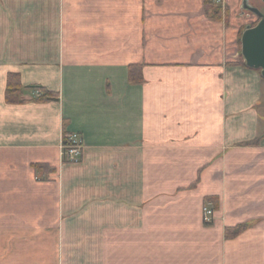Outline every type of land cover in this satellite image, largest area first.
Instances as JSON below:
<instances>
[{
    "label": "crops",
    "instance_id": "0c3cea01",
    "mask_svg": "<svg viewBox=\"0 0 264 264\" xmlns=\"http://www.w3.org/2000/svg\"><path fill=\"white\" fill-rule=\"evenodd\" d=\"M236 11V0H0V264H155L135 235L171 217L187 226L190 201L207 239L159 264H264V77L240 58ZM11 73L21 102L7 99ZM66 133L83 139L79 163L64 162ZM176 195L181 209L168 208ZM214 195L223 209L205 227ZM71 234L95 235L93 258L73 257Z\"/></svg>",
    "mask_w": 264,
    "mask_h": 264
},
{
    "label": "rangeland",
    "instance_id": "374dc122",
    "mask_svg": "<svg viewBox=\"0 0 264 264\" xmlns=\"http://www.w3.org/2000/svg\"><path fill=\"white\" fill-rule=\"evenodd\" d=\"M250 3L252 5L260 8L262 10V12H264V0H250ZM236 4H237V11L236 12H237L238 17L241 16V18L246 19L247 25L257 24L259 17L249 10H242V8H241L242 0H236ZM242 28L245 29L246 27L244 26ZM244 29H242V31L240 33V38H241V35H242V32L244 31ZM239 50H240V58L242 59V61H245L244 57L241 55V43H240ZM34 95H36V93H34ZM248 166L251 167V165H248ZM242 170H243V168L241 167V169L239 171L242 172ZM258 183L259 182H257L256 184H258ZM253 188H254V185H250V186H248L247 190L249 191L250 189L252 190ZM172 198H175V200H169V198H168L167 204L169 205V204L175 202L174 209L175 210L181 209V207H176L179 205V200H178L179 196L172 197ZM205 205H208L209 207L213 208V210H214V216L212 218L213 221L210 224L206 223L204 221V218H203V210H204ZM194 206H195L194 202L192 203L190 201L188 203L187 210L192 211V216L185 219V220H188L189 223L187 224V226L182 227L181 229L174 228V226H173L174 225L173 224L174 218L171 217V218H168L166 220V229L161 231V233H154V232L150 231V233L144 234L145 236L139 235V234L135 235L137 241H145L148 243L150 257L153 261L152 263H155V264L165 263L164 258H166L168 261H169V259L181 260V259L192 258V257H194V254L198 250V246L196 243L206 241V239H207V236H205L206 234L200 233L195 228V225H196L195 224V216L193 217V213L195 212ZM170 207H171V205L168 206V208H170ZM222 209H223L222 199L219 195H214V196H211L208 199H206L204 201L202 207H201L202 220H203L204 226L205 227L213 226L216 223V221L219 217V212ZM253 221H254V219H251V218L245 219V221H243L240 224L237 223L235 226H232L230 228L229 227L226 228L225 238L226 239H233V238L227 237L228 229L230 230L229 235L233 237V235L236 233L234 230L236 227L241 225V229H243V227L246 226V230H248V228L253 225ZM167 225H168V227H167ZM242 225H243V227H242ZM197 231L199 233H196ZM68 237L70 238L68 242H71L72 245H73V242H74V244L75 243L80 244L79 250H73V252L75 253V254L72 253L74 258H84V256H87V253L89 254V257H91V258L94 257V251L89 250L90 248L94 247V241H95V235L94 234H82V235L71 234V235H68ZM127 240H130V239H128L126 237V235L120 236L121 242H125ZM176 245H178L177 249L169 248V247H174ZM163 247H167V249L164 250ZM120 252L124 253L123 257L125 258L127 255L126 254L127 251L122 250ZM134 252H137V249ZM160 259H163V260L161 262H159Z\"/></svg>",
    "mask_w": 264,
    "mask_h": 264
},
{
    "label": "water",
    "instance_id": "95a60500",
    "mask_svg": "<svg viewBox=\"0 0 264 264\" xmlns=\"http://www.w3.org/2000/svg\"><path fill=\"white\" fill-rule=\"evenodd\" d=\"M242 10H249L259 17L257 24L247 25L241 35V54L247 67L261 71L264 77V12L250 3L242 0Z\"/></svg>",
    "mask_w": 264,
    "mask_h": 264
},
{
    "label": "trees",
    "instance_id": "16d2710c",
    "mask_svg": "<svg viewBox=\"0 0 264 264\" xmlns=\"http://www.w3.org/2000/svg\"><path fill=\"white\" fill-rule=\"evenodd\" d=\"M239 42L241 43L240 38H239ZM243 63L246 65L245 61H243ZM142 80H143V76L141 72V67L132 66L130 70V81L133 83H138V82H142ZM30 89L31 90L37 89L42 93V95L38 98V100L40 101H47L50 99L58 98V95L56 93H53L52 91H49L48 89H45L44 87H41V86H31ZM23 91H24V87L21 83L20 76L18 74L11 73L8 78L7 99L9 101H13L16 103L21 102L22 100L19 95L23 93ZM260 142H261V138H257L255 140L245 142L244 145L255 146V145H258ZM234 230L236 233L232 237L229 235L230 230L228 229L227 231L228 238H234L237 235L239 236L241 233L244 232V230H246V226L243 227V229H241V225H240L236 227Z\"/></svg>",
    "mask_w": 264,
    "mask_h": 264
},
{
    "label": "built area",
    "instance_id": "2783aa9c",
    "mask_svg": "<svg viewBox=\"0 0 264 264\" xmlns=\"http://www.w3.org/2000/svg\"><path fill=\"white\" fill-rule=\"evenodd\" d=\"M215 4L222 5L225 0H212ZM36 96H41L39 90H35ZM84 153V142L79 133H66L62 143V155L65 163H79ZM214 216L213 208L204 206L203 218L206 223H211Z\"/></svg>",
    "mask_w": 264,
    "mask_h": 264
}]
</instances>
